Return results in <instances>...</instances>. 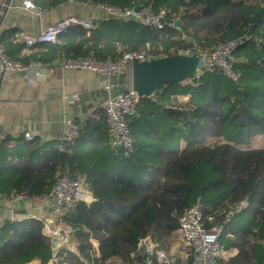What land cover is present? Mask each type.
<instances>
[{"label": "trees", "instance_id": "obj_1", "mask_svg": "<svg viewBox=\"0 0 264 264\" xmlns=\"http://www.w3.org/2000/svg\"><path fill=\"white\" fill-rule=\"evenodd\" d=\"M32 1L43 11L68 3L147 7L164 10L167 23L180 24L157 30L101 17L92 29L72 28L54 43L25 46L4 36L5 54L23 65L46 67L82 57L117 61L140 52L154 59L186 51L204 54L246 38L233 54L236 80L204 69L197 78L141 98L128 118L135 152L129 157L111 145L103 114L79 125L72 143L22 137L0 142L3 199L24 194L25 203L46 200L64 175L81 181L93 196L56 217L75 251H61L54 264H106L112 258L145 264L135 255L139 241L150 236L166 248L179 217L197 203L206 228L224 225L221 243L235 251L224 264H264V0ZM89 128L108 138L102 149L85 148ZM21 211L0 226V264H50L54 248L43 218ZM230 212H235L231 218ZM238 215L250 217L249 228L234 226ZM193 263L190 248L185 260H176Z\"/></svg>", "mask_w": 264, "mask_h": 264}, {"label": "built area", "instance_id": "obj_2", "mask_svg": "<svg viewBox=\"0 0 264 264\" xmlns=\"http://www.w3.org/2000/svg\"><path fill=\"white\" fill-rule=\"evenodd\" d=\"M26 9H36L32 0H24ZM93 8L101 15L103 20L109 21L111 19L120 21H134L145 27L156 28L163 30L165 27L177 28L173 22H166L167 13L161 10L154 13L150 8L141 7L139 11L135 8H121L107 4L98 3L93 5ZM82 27L85 29H92L94 23L91 20L80 16H69L60 21H57L46 29H44L36 37L21 36L20 41L26 46H33L37 43H54L58 37L66 31ZM244 36L225 44L218 45L212 52L200 54L203 68L197 72L196 78L202 73L204 69H218L223 71L228 77L236 80V75L233 69V54L245 42ZM194 51L181 52L182 55L191 56L195 54ZM166 57V56H162ZM154 59L151 55L145 52L127 53L117 61L106 60L96 61L89 57H82L72 59L61 63V67L66 70L73 71H89L101 77H107L109 83L105 86L108 91V99L101 109L93 108L88 112L89 117H93L95 113H101L106 118L110 143L113 147L123 149L125 157L134 154V143L131 133V128L128 123V118L135 115L136 108L141 98L136 91L133 90L130 81V68L132 63L137 60L144 62ZM43 66L39 64L23 65L19 62L11 60L6 54L3 47L0 45V73L3 76H10L16 74H23L28 77H38L41 75ZM126 75V89L119 93L113 91L117 89L122 82L123 76ZM77 95L66 97V99L76 100ZM79 136V125L74 119L66 121V132L63 141L72 143ZM27 140L32 137L27 134ZM45 199H35L32 203H42ZM47 200V199H46ZM49 205L52 209V219H43L44 233L48 236L52 244L56 243L54 248V256L50 264L57 262L58 254L67 250L71 253L75 251L74 245L70 241L69 234L60 229L56 224V217L62 216L67 206L75 202L90 203L93 201L92 194L85 189L84 184L79 180L71 179L64 175L60 177L53 187L49 195ZM27 201L24 194H18L11 199H3L0 196V203L4 205L13 213L19 209L22 202ZM245 206L242 203L237 211ZM235 212L228 213L231 218ZM12 216V215H11ZM32 217L42 220L41 217L33 215ZM179 233L183 241L190 247L194 257L193 264H224L226 249L221 243V237L224 233V225H213L206 228L203 222L202 211L199 203L192 206L188 212L183 214L178 219ZM145 259V264H176L167 251L158 248L157 243L150 237H144L139 241L137 253ZM81 260H83L81 258ZM26 264H41L39 261H32ZM106 264H122L118 258H112Z\"/></svg>", "mask_w": 264, "mask_h": 264}, {"label": "crops", "instance_id": "obj_3", "mask_svg": "<svg viewBox=\"0 0 264 264\" xmlns=\"http://www.w3.org/2000/svg\"><path fill=\"white\" fill-rule=\"evenodd\" d=\"M73 15L91 20L92 23L101 18L92 7L76 3L43 11L39 8L26 9L24 0H0V43L4 36H10L23 45L19 40L21 36L36 37L51 24ZM43 69L45 72L41 71L38 77L23 74L3 76L0 73V142L21 137L27 140V134L32 137L31 140L40 138L47 142H63L68 119H74L78 125H82L89 119L98 120L101 116L102 112L89 117L88 112L93 108L101 109L106 103L109 92L104 88L109 83L108 78L89 71L66 70L60 64ZM126 85L125 75L121 85L113 92H122ZM73 95L78 98L66 99ZM86 132L85 148L90 151L102 149L103 143L108 139L106 135L102 136L97 128H89ZM19 209L22 213L36 215L45 220L52 219L48 199L42 203L22 202ZM13 215L15 217V213L12 214L1 202L0 226ZM18 215L21 216L16 214L17 217ZM189 248L177 231L163 249L176 262L188 257ZM234 254L235 251L227 250L225 259Z\"/></svg>", "mask_w": 264, "mask_h": 264}, {"label": "water", "instance_id": "obj_4", "mask_svg": "<svg viewBox=\"0 0 264 264\" xmlns=\"http://www.w3.org/2000/svg\"><path fill=\"white\" fill-rule=\"evenodd\" d=\"M141 7H136L139 11ZM176 23V27L179 26ZM203 68L201 55L191 56L176 54L140 62L135 60L130 68V81L134 91L140 97H151L162 91L167 84H181L194 78ZM42 72H45L43 69ZM107 78V77H106ZM56 246V243L53 244Z\"/></svg>", "mask_w": 264, "mask_h": 264}, {"label": "rangeland", "instance_id": "obj_5", "mask_svg": "<svg viewBox=\"0 0 264 264\" xmlns=\"http://www.w3.org/2000/svg\"><path fill=\"white\" fill-rule=\"evenodd\" d=\"M233 223H234V226L238 229L239 228H242V229L243 228H249L251 225V219L247 215L246 216L238 215V216L234 217ZM70 241L72 244H74V242L71 240V237H70ZM158 248L162 249L163 247L158 244Z\"/></svg>", "mask_w": 264, "mask_h": 264}]
</instances>
